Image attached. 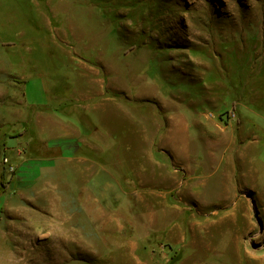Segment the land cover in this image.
I'll return each mask as SVG.
<instances>
[{
	"label": "rangeland",
	"instance_id": "1",
	"mask_svg": "<svg viewBox=\"0 0 264 264\" xmlns=\"http://www.w3.org/2000/svg\"><path fill=\"white\" fill-rule=\"evenodd\" d=\"M40 110L85 121L90 155L108 162L96 169L113 181L143 169L156 139L151 169L163 164L190 186L182 195L174 179L173 198L219 213L196 216L192 204L186 252L154 238L155 263L264 264V0H0V264L70 259L52 244L49 203L31 218L4 209L20 126ZM231 162L239 192L226 213Z\"/></svg>",
	"mask_w": 264,
	"mask_h": 264
},
{
	"label": "crops",
	"instance_id": "2",
	"mask_svg": "<svg viewBox=\"0 0 264 264\" xmlns=\"http://www.w3.org/2000/svg\"><path fill=\"white\" fill-rule=\"evenodd\" d=\"M103 86L101 89L105 90ZM49 112L40 110L21 124L19 130L23 132L21 139L25 144L19 142L22 145L20 167L11 180L7 178V188L3 187L2 193L6 196L5 211L11 210L22 218L33 217L32 212L41 211L48 203L53 207L49 212H52L55 234L59 239L52 244L76 255H70L67 264H93L95 258L104 262L98 264H157L150 247L154 238H159L157 241L163 246L172 247L171 254L181 249L186 252L181 245L186 232L190 235L193 232L186 220L192 204L196 216L209 219L219 214L212 211L201 214V203L198 206L196 202H183L182 196V201L173 198L174 179L180 181L176 189L182 195L190 186H183L177 171L163 164L164 169L157 164L151 169L152 157L154 153L158 154L156 139L151 140L152 146L147 154L144 153L147 157L143 169L132 175L129 173V176L125 172L119 173L120 180L113 181L108 178L110 170L104 175L99 174L100 167L96 169L95 159H101L102 164L108 162L107 159L103 161L104 154L96 155L95 159L94 154L90 155L94 149L89 145L91 130L87 123ZM94 136V142L104 143L102 137ZM229 165L224 173L221 197L227 204L226 213L232 210V204L237 203L239 192H233V185L229 182L230 176L236 172L234 164ZM93 174L99 176L95 182L103 186L101 189L95 187L91 178ZM105 185L108 187L104 188ZM46 187H53V193ZM192 193L198 196L193 189ZM204 206L210 207L209 202L205 201ZM175 209L181 215L175 216ZM173 219L177 225L169 228V221ZM210 232L207 228L203 235ZM67 233L69 238L62 241L61 236ZM166 261L173 264L171 259ZM178 262L183 264L184 257Z\"/></svg>",
	"mask_w": 264,
	"mask_h": 264
},
{
	"label": "built area",
	"instance_id": "3",
	"mask_svg": "<svg viewBox=\"0 0 264 264\" xmlns=\"http://www.w3.org/2000/svg\"><path fill=\"white\" fill-rule=\"evenodd\" d=\"M235 116H236L235 112H232V117H235ZM10 169H11L12 171H14V170H15V167H14L13 165H11V166H10Z\"/></svg>",
	"mask_w": 264,
	"mask_h": 264
}]
</instances>
